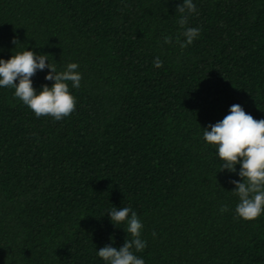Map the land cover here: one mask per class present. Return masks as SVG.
Instances as JSON below:
<instances>
[{
	"label": "trees",
	"instance_id": "obj_1",
	"mask_svg": "<svg viewBox=\"0 0 264 264\" xmlns=\"http://www.w3.org/2000/svg\"><path fill=\"white\" fill-rule=\"evenodd\" d=\"M182 3L0 0V59L29 50L82 74L60 121L0 87V264H106L100 248L132 239L113 207L141 220L145 264H264V215L235 211L242 162L221 171L203 138L234 104L264 119V0H193L187 48Z\"/></svg>",
	"mask_w": 264,
	"mask_h": 264
},
{
	"label": "clouds",
	"instance_id": "obj_2",
	"mask_svg": "<svg viewBox=\"0 0 264 264\" xmlns=\"http://www.w3.org/2000/svg\"><path fill=\"white\" fill-rule=\"evenodd\" d=\"M177 10L181 14L178 23L184 29L180 34L184 40L178 35L176 42L181 48H187L200 34L199 28L187 27L189 14H194L197 9L193 0H183ZM171 42V36L164 40V43ZM13 43L16 44L17 40L14 39ZM47 61L48 55H38L29 50L14 54L7 60L0 59V87L13 88L15 97L36 117L51 116L55 121H60L76 109V97L70 91L69 82L73 88H79L82 74L78 71L77 63H69L66 70L57 72L55 65ZM153 64L156 68L163 67L159 57ZM45 68L51 69L45 79L54 80L55 83L51 87L44 85L37 93L32 77L38 70L43 71ZM208 128L210 130L204 129L203 138L215 146L219 159L223 161L221 171L226 169L235 173L236 165L242 162L238 174L243 182L231 181L236 185L233 193L239 197L236 214L246 221L258 219L264 215V119L257 120L242 106L234 104L228 115ZM228 210L227 205L221 207V212ZM108 214L114 225L126 223L125 231L132 239H127L119 249L106 245L98 250L97 255L106 264H145L133 252V249L141 252L147 246L146 241L141 239L144 226L137 213L129 207H113Z\"/></svg>",
	"mask_w": 264,
	"mask_h": 264
}]
</instances>
